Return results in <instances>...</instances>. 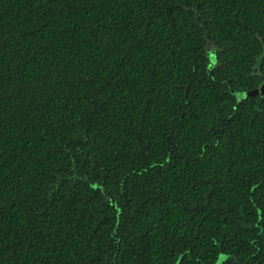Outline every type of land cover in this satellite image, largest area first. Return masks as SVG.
Returning <instances> with one entry per match:
<instances>
[{
  "label": "trees",
  "instance_id": "1",
  "mask_svg": "<svg viewBox=\"0 0 264 264\" xmlns=\"http://www.w3.org/2000/svg\"><path fill=\"white\" fill-rule=\"evenodd\" d=\"M260 75L264 0H0V264H264Z\"/></svg>",
  "mask_w": 264,
  "mask_h": 264
},
{
  "label": "water",
  "instance_id": "2",
  "mask_svg": "<svg viewBox=\"0 0 264 264\" xmlns=\"http://www.w3.org/2000/svg\"><path fill=\"white\" fill-rule=\"evenodd\" d=\"M231 92L236 96L237 102L242 99H247V98H254V97L264 98V78L262 79V82L258 85V87L255 89L245 91V92H237V91L231 90Z\"/></svg>",
  "mask_w": 264,
  "mask_h": 264
},
{
  "label": "rangeland",
  "instance_id": "3",
  "mask_svg": "<svg viewBox=\"0 0 264 264\" xmlns=\"http://www.w3.org/2000/svg\"><path fill=\"white\" fill-rule=\"evenodd\" d=\"M211 64H212V65L214 64V62H213V57H212V59H211ZM225 258H226V257H225L223 254H220L218 260H217L214 264H220V262H221L222 260H224Z\"/></svg>",
  "mask_w": 264,
  "mask_h": 264
},
{
  "label": "flooded vegetation",
  "instance_id": "4",
  "mask_svg": "<svg viewBox=\"0 0 264 264\" xmlns=\"http://www.w3.org/2000/svg\"><path fill=\"white\" fill-rule=\"evenodd\" d=\"M256 71H257V70H256ZM260 78H261V80H262L264 77H263L262 75H260ZM257 87H258V86H257ZM257 87H256V88H257ZM254 89H255V88H254Z\"/></svg>",
  "mask_w": 264,
  "mask_h": 264
}]
</instances>
